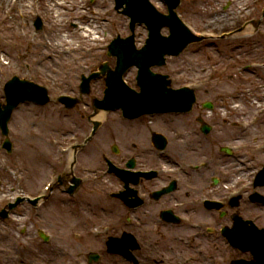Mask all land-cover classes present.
Here are the masks:
<instances>
[{
  "label": "rangeland",
  "instance_id": "rangeland-1",
  "mask_svg": "<svg viewBox=\"0 0 264 264\" xmlns=\"http://www.w3.org/2000/svg\"><path fill=\"white\" fill-rule=\"evenodd\" d=\"M78 1L80 0H39V11L45 24L43 30L36 31L33 23L35 5L32 0H0L1 100L3 99V85L13 74L29 76V78L38 82H51L55 87V91H51V94L56 97L60 91L64 90L67 93H78L81 74L83 72L89 73L91 64L96 63V68L98 64L106 59L113 63V59L106 56V51L103 49L104 43L109 42L118 33L128 31L126 19L120 17L114 11L112 0H96L90 5L91 14L88 11L79 10L77 7L73 10L71 5L76 4ZM206 1L184 0L183 2L182 11L197 27L203 28L207 22L213 23L214 27L215 25H223L230 20L231 16L228 14L227 17L225 12L237 13V5L241 7L246 3H251V0H218L216 6H219L221 2L231 1V5L225 10L224 8H209L204 4ZM7 14H10L11 18H8ZM83 14L88 15V17H83ZM73 16H80L81 21L73 20ZM86 24L98 27L94 32L100 33L99 37H96L99 40L96 41L93 37L85 35L81 26ZM262 29L264 30V26ZM138 31L141 32L143 41L146 36L145 29L140 27ZM261 42H264V39ZM193 46L191 45L179 57L170 58L168 65L160 70L170 73L176 82H186L203 75V70L208 65V60L204 59L207 55L205 53L204 55L198 54ZM257 53L259 55H255L254 58L264 59V49L259 50ZM81 66L84 68H81ZM262 76L264 77V72ZM128 78L132 80L134 74L131 72L128 74ZM93 92L96 93V90L93 89ZM92 96L86 97L85 102L78 105L74 110H67L61 104L55 102L46 107L22 104L16 109L10 122L14 154L7 153L5 150L0 151V170L5 169L4 172H0V200L12 194L10 186L4 187V184L8 183L7 180L3 179L6 171L8 173L9 169L18 170L21 165L29 167L31 160L36 157L35 153L38 154L44 149L52 150L54 152L51 153L53 160L56 159L57 150L53 146L55 144L52 142V138L56 137L58 140L64 141L69 135L68 128H86L89 126L86 120L84 125V119H80V115L86 116L89 114L91 109L90 97ZM251 113H255L254 110ZM104 124L105 126L98 136V139L104 142V151L110 152L111 144L118 142L123 147L120 153L121 158L127 156L126 146L128 142L133 141L131 138L134 134L137 135L142 131L139 127L141 124L119 122L117 115L114 113L107 115ZM86 130L84 129L81 133H85ZM261 134L264 138V131ZM255 135L252 134L250 137ZM263 138H260V140ZM1 141L2 136L0 133ZM61 144L64 143L61 141ZM23 147H27L29 151L32 150V155L30 157L24 156L22 159L24 163L21 164L19 163V155H21L20 151ZM49 174L50 171L45 176V181ZM36 184V182L34 184L32 178L29 179L31 187L35 188ZM42 185V182L39 183V187ZM84 188L81 194L68 204L54 201L57 207L51 205L45 210H40V217L42 218L29 214V211H27V214L22 215V219L16 222L8 220V224L2 226V228L14 242L22 243L18 246L12 245L11 241L1 243L0 248L1 246L7 248V252L3 254L2 259L6 258L9 263H14L13 258L17 257L20 262H23L22 264H33V260L42 264H76L77 259L85 262L86 252L97 250L101 252L102 256L98 262L93 264H129V262L118 256L107 254L103 239L100 243L99 239L91 238L88 235L83 241H76L72 238L73 232L77 231L85 235L89 232V228L107 223L106 221L111 220L110 213L114 208V206H110L109 200L105 198L103 193H94L89 196L87 194L90 191L87 187ZM53 197L68 199L60 194L53 195ZM85 200L90 201L85 202ZM92 203H101L103 208L106 209L104 211L109 210L110 213L100 211L96 219L90 210V204ZM23 210L25 209L21 206L17 212ZM51 221L55 223V226L48 224ZM45 225L50 227L56 237L49 244L39 243L35 245L34 241H41L37 231ZM117 226L119 227L121 224ZM0 234L6 236L1 232ZM21 244L28 246V249L19 253ZM76 253L80 254L74 260L73 254Z\"/></svg>",
  "mask_w": 264,
  "mask_h": 264
},
{
  "label": "water",
  "instance_id": "water-1",
  "mask_svg": "<svg viewBox=\"0 0 264 264\" xmlns=\"http://www.w3.org/2000/svg\"><path fill=\"white\" fill-rule=\"evenodd\" d=\"M112 51H113V49H112ZM123 65H124V63L121 62V66H123ZM93 77H94V76H93ZM111 82H113V79L111 80ZM13 83H14V81L11 80V81H9V83L7 84L6 92H7V99H8V101H9L8 105L5 106V109H4V110H2V109H1V106H0V124H1V126L3 127V129L5 128V126H6V124H7V121H8V119H9V117H10V114H11L13 108H14V107L17 105V103L19 102V101H18V102L16 101L15 103H11V102H10V86H12ZM29 84H32V83H29ZM45 94H46V92H45ZM8 143H9V142H8Z\"/></svg>",
  "mask_w": 264,
  "mask_h": 264
},
{
  "label": "bare ground",
  "instance_id": "bare-ground-1",
  "mask_svg": "<svg viewBox=\"0 0 264 264\" xmlns=\"http://www.w3.org/2000/svg\"><path fill=\"white\" fill-rule=\"evenodd\" d=\"M99 117H102V115H99Z\"/></svg>",
  "mask_w": 264,
  "mask_h": 264
}]
</instances>
